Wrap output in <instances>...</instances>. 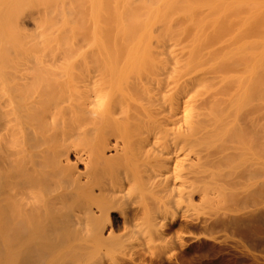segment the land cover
I'll return each mask as SVG.
<instances>
[{"label":"bare ground","instance_id":"bare-ground-1","mask_svg":"<svg viewBox=\"0 0 264 264\" xmlns=\"http://www.w3.org/2000/svg\"><path fill=\"white\" fill-rule=\"evenodd\" d=\"M263 104L264 0H0V264H89L264 187Z\"/></svg>","mask_w":264,"mask_h":264},{"label":"rangeland","instance_id":"rangeland-1","mask_svg":"<svg viewBox=\"0 0 264 264\" xmlns=\"http://www.w3.org/2000/svg\"><path fill=\"white\" fill-rule=\"evenodd\" d=\"M231 45L233 43L230 41L222 42L214 49ZM223 143L224 141L218 142L215 146H227V143ZM229 145L234 144L230 143ZM193 157L191 153L188 158L193 159ZM245 157L252 156L246 153ZM239 162L237 161L238 166L235 164L231 170L226 167L223 169L226 174L231 172L232 175L227 174L229 178L236 176L237 172L240 174L244 171L245 166ZM78 169L82 171L81 166ZM224 172L217 173L213 177L216 178L210 179L209 182L213 183L218 180L222 183L225 179L222 176L226 175ZM256 174L252 177L254 178ZM258 177L259 174L258 180L256 178L247 180L234 178L235 184L232 193L216 194L203 201L200 196L196 195L193 199L194 205L192 204L193 206L189 207L187 211L185 210L186 217L183 221H187L189 224L184 227L179 225L182 218L178 216V211L174 210L173 213L177 217L173 222L177 223L175 227L165 231L162 229L164 233H161L162 230L159 231V228H155L161 234L155 229H150V231L152 230L151 234L147 227L149 232L144 230L145 225L142 229L140 227L143 226H140V229L133 230L134 234H130L133 237H126L127 242L125 243L126 239L124 238L123 243L119 246L121 249L117 248L118 252L121 250V253H117L114 247L116 253L111 248L103 246L113 252H108L103 247L100 251L99 247L97 249L100 252H94L97 255L94 254L93 259L90 257L94 262L89 261L93 264H264V187L258 186L257 182L260 180ZM171 220L175 219L171 218ZM120 225L119 223L120 229L115 231L114 236L115 234L116 236H120L122 233L123 236L127 234V231H123V227ZM108 232L109 230L105 229V237H108L106 236ZM145 235L150 236V239L148 237L150 241L146 239ZM152 236L153 238H151ZM128 239L132 240L128 241ZM94 250L91 248V252ZM90 262L89 264H92ZM82 264L85 262L83 261Z\"/></svg>","mask_w":264,"mask_h":264}]
</instances>
